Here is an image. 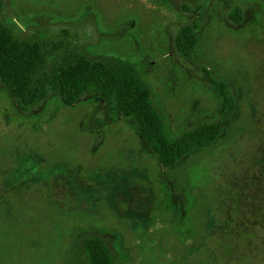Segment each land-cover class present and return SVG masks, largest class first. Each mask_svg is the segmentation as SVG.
I'll list each match as a JSON object with an SVG mask.
<instances>
[{
	"label": "rangeland",
	"instance_id": "1",
	"mask_svg": "<svg viewBox=\"0 0 264 264\" xmlns=\"http://www.w3.org/2000/svg\"><path fill=\"white\" fill-rule=\"evenodd\" d=\"M4 1L23 33L66 28L88 56L130 61L170 136L200 121L222 133L164 168L96 93H51L23 112L0 84V264H82L86 234L119 264H264V0ZM192 20L199 42L184 60L173 38ZM202 66L235 97L226 120Z\"/></svg>",
	"mask_w": 264,
	"mask_h": 264
},
{
	"label": "trees",
	"instance_id": "2",
	"mask_svg": "<svg viewBox=\"0 0 264 264\" xmlns=\"http://www.w3.org/2000/svg\"><path fill=\"white\" fill-rule=\"evenodd\" d=\"M182 9L202 14L203 7L182 4ZM7 4L0 0V84L14 99L19 110L27 112L51 93L64 104H72L86 93H96L117 111L131 118L141 141L149 147L164 168L215 142L222 133L219 122L200 121L178 135L170 136L152 98L149 84L140 78L133 64L117 55L88 56L67 37L68 30L58 31L49 40L38 29L21 32L16 22H6ZM233 22H240L242 12L234 6L229 12ZM199 23L192 20L178 26L173 38L175 52L191 60L199 42ZM56 50L62 52L55 53ZM204 77L218 99L221 120L235 112V97L228 84L214 78L203 66ZM82 264H119L112 251L98 235H84L80 240Z\"/></svg>",
	"mask_w": 264,
	"mask_h": 264
}]
</instances>
